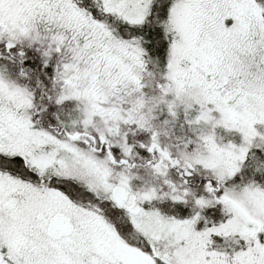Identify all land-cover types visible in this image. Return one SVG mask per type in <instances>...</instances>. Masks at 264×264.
I'll list each match as a JSON object with an SVG mask.
<instances>
[{"label": "snow or ice", "instance_id": "1", "mask_svg": "<svg viewBox=\"0 0 264 264\" xmlns=\"http://www.w3.org/2000/svg\"><path fill=\"white\" fill-rule=\"evenodd\" d=\"M0 264H264V0H0Z\"/></svg>", "mask_w": 264, "mask_h": 264}]
</instances>
